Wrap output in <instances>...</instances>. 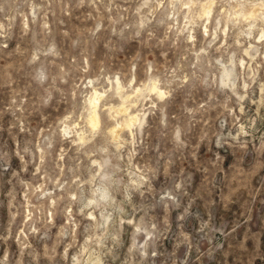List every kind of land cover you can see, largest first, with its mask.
Returning <instances> with one entry per match:
<instances>
[{
	"label": "rangeland",
	"instance_id": "obj_1",
	"mask_svg": "<svg viewBox=\"0 0 264 264\" xmlns=\"http://www.w3.org/2000/svg\"><path fill=\"white\" fill-rule=\"evenodd\" d=\"M211 1L0 0V264H264V0Z\"/></svg>",
	"mask_w": 264,
	"mask_h": 264
},
{
	"label": "bare ground",
	"instance_id": "obj_2",
	"mask_svg": "<svg viewBox=\"0 0 264 264\" xmlns=\"http://www.w3.org/2000/svg\"><path fill=\"white\" fill-rule=\"evenodd\" d=\"M211 0H209V2H210ZM238 1V0H237ZM236 1V2H237ZM244 1V0H243ZM258 1V0H257ZM195 2V1H194ZM247 2V1H246ZM211 3H212V1H211ZM242 3H245V2H242ZM248 4V3H247ZM247 4H246V6H247ZM245 5V4H244ZM261 8L262 9H264V1H262L261 2ZM205 6V5H204ZM206 6H208V5H206ZM241 6V5H240ZM253 6V5H252ZM251 6V7H252ZM211 7V6H210ZM210 7H208V9L210 10ZM237 7V6H236ZM207 8V7H206ZM238 8H241V7H238ZM246 8V7H245ZM208 9H204L205 10V13H206V11L208 10ZM243 9V8H242ZM248 9V8H247ZM245 10V9H244ZM255 10H257V7H256V9L253 7L247 14L249 15V16H254L255 15ZM246 11V10H245ZM257 11H259V10H257ZM234 12V11H233ZM247 12V11H246ZM203 13V12H202ZM204 13V14H205ZM207 14V13H206ZM238 14H245L244 12H243V10H240V12L238 13ZM263 14H264V10H263ZM201 16V15H200ZM238 16V15H237ZM244 16V15H243ZM245 17V16H244ZM264 17V16H263ZM250 18V17H249ZM247 20V19H246ZM249 20V19H248ZM264 24V23H263ZM117 89H120L121 87V85L119 84V82H117ZM148 88L150 89V90H156V92L157 93H161V91H160V88L158 89L154 84H151L150 86H148ZM136 91L137 92H140V88H137L136 89ZM125 94V93H124ZM163 95V94H162ZM131 96V95H130ZM99 97H100V94L97 92V91H95L94 90V93L88 98V101H89V106H90V109H89V113L87 114L88 116H87V122H88V124H89V126L90 127H92V128H95V127H97V125L99 124V121H100V116H99V112H98V106H97V100H99ZM129 97V94H126V95H124V97H123V102H122V104H120L121 106L117 109L116 108V110H115V112H122V111H126L127 110V105H125L126 103V100H127V98ZM125 103V104H124ZM119 112V113H120ZM124 114H125V112H124ZM127 116H126V118H124L122 121H120V122H118L117 124H113L114 126H112L110 129H109V132H110V135H112L113 137H118L119 136V133H120V129H122V128H124V127H127V128H130L132 125H134L135 124V122L137 123V120H138V116H137V114L136 113H127L126 114ZM125 117V116H124ZM141 119V118H140ZM140 123V122H139ZM122 131V130H121ZM111 136V137H112ZM120 137V136H119ZM83 137H80V139H82ZM114 138V139H115ZM113 139V140H114ZM118 139V138H117ZM117 141V140H116Z\"/></svg>",
	"mask_w": 264,
	"mask_h": 264
}]
</instances>
